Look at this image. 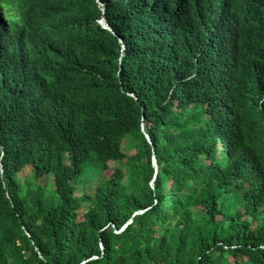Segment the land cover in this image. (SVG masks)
<instances>
[{"label":"trees","instance_id":"obj_1","mask_svg":"<svg viewBox=\"0 0 264 264\" xmlns=\"http://www.w3.org/2000/svg\"><path fill=\"white\" fill-rule=\"evenodd\" d=\"M68 1L80 45L58 41L49 53L110 69L114 55L98 56L119 47L121 37L129 39L138 65H127L128 73L164 108L152 130L153 145L142 139L138 155L90 192L73 182L84 167L80 159L73 163L76 171L56 172L67 153L73 160L82 148L81 157L89 156L91 148L78 137L42 128L13 135L1 129L6 169L4 184L0 180V264H264V191L231 187L237 182L221 176L218 159L246 142L244 127L264 122V102L251 111L217 103L245 79L264 86V0H162V14L155 16L144 5L151 0H101L115 34L97 23L103 15L97 0ZM206 26L238 30L262 51L231 62L232 91L203 72L191 76L190 56L218 47L204 40ZM38 42L31 40L30 62L47 66ZM184 66L188 72L176 74ZM107 147L109 169L111 160L124 156L114 134ZM153 149L160 165L154 187Z\"/></svg>","mask_w":264,"mask_h":264},{"label":"clouds","instance_id":"obj_2","mask_svg":"<svg viewBox=\"0 0 264 264\" xmlns=\"http://www.w3.org/2000/svg\"><path fill=\"white\" fill-rule=\"evenodd\" d=\"M97 1L103 12L97 23L115 34L105 15L106 5L101 0ZM161 3L162 0H151L144 5L150 16H155L162 14ZM72 15L73 7L68 0H0V130L13 135L22 130L31 132L42 128L49 135L62 133L71 138L78 137L77 142L85 145L83 148H91L89 156L85 153L81 157L82 148L73 160L67 153L66 162L59 165L56 172L75 170L73 163L80 159L84 167L81 172L75 170L78 176L73 182L80 189L90 192L103 182L105 176H111L116 166L124 165L138 155V143L142 139L153 145L152 130L157 127V117L164 106L156 103L145 90H140L136 78L128 73L127 65H138L130 51L131 44H126L129 39L125 41L121 37L119 47L104 50L98 56L103 60L114 55L115 65L110 69L95 62H79L51 55L49 48L58 41L69 47H73V42L80 45L74 36L77 23L72 22ZM203 36L206 42L218 47L201 49L190 56L191 76L203 72L213 83L226 84L233 90L227 84L232 76L231 62L246 54L254 55L262 51L254 50L251 43L241 38L238 30L226 26H206ZM31 40H39L37 50L48 59L47 66L30 62L33 51ZM187 69L185 66L178 68L176 74L185 75ZM2 80L8 84L5 86ZM209 85L213 87L212 83ZM262 86L261 80L245 79L234 95L224 94L217 103L221 107L251 111L257 102L260 105L264 102ZM132 115L135 123L131 121ZM112 134L124 159L111 160L110 168L106 169L104 156L107 155L108 139ZM263 134L264 122L255 119L253 126L244 127L246 142L218 155L222 177L237 182L231 187H242L240 191L249 189L250 194L254 186L256 192L264 191ZM221 141L222 138L217 137L216 142L220 144ZM201 159L205 160V157ZM5 162L6 149L0 139L2 184ZM151 163L154 167L151 184L154 187L160 167L154 149ZM20 174L21 171L17 175ZM5 196L15 208L16 201L11 191L7 190ZM158 199L157 195L156 201ZM25 231L29 236L28 230Z\"/></svg>","mask_w":264,"mask_h":264},{"label":"rangeland","instance_id":"obj_3","mask_svg":"<svg viewBox=\"0 0 264 264\" xmlns=\"http://www.w3.org/2000/svg\"><path fill=\"white\" fill-rule=\"evenodd\" d=\"M115 164H113V166H114ZM110 173H111V171H110ZM11 177H10V175L9 174H7V179H10ZM78 186V185H77ZM79 188H81L80 186H78Z\"/></svg>","mask_w":264,"mask_h":264},{"label":"bare ground","instance_id":"obj_4","mask_svg":"<svg viewBox=\"0 0 264 264\" xmlns=\"http://www.w3.org/2000/svg\"><path fill=\"white\" fill-rule=\"evenodd\" d=\"M14 31H16V30H14ZM169 123V122H168ZM167 135V134H166ZM2 139V138H1ZM173 141V140H172ZM223 146V145H222ZM159 151V150H158ZM84 152V151H83ZM142 153V152H141ZM139 154H140V152H139ZM172 156V155H171ZM180 160V159H179ZM184 166V165H183ZM81 167H83V166H81ZM179 167V166H178ZM222 176V175H221ZM212 177V176H211ZM199 181V180H198ZM167 199V198H166Z\"/></svg>","mask_w":264,"mask_h":264}]
</instances>
